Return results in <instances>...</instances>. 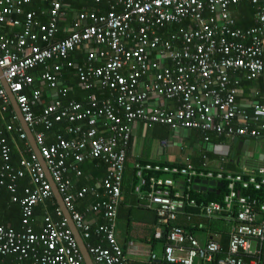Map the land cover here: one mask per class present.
<instances>
[{
	"label": "built area",
	"instance_id": "built-area-1",
	"mask_svg": "<svg viewBox=\"0 0 264 264\" xmlns=\"http://www.w3.org/2000/svg\"><path fill=\"white\" fill-rule=\"evenodd\" d=\"M49 1L46 24L28 12L23 33L15 38L0 34V109L7 111L11 102L7 85L31 130L36 126L51 130L69 122L72 139L58 135L55 143L48 144L43 131H34V138L93 263L132 264L135 255H142L146 264H264V166L241 174L203 171L189 163L137 161L134 192L139 206L156 214L154 235L148 250L132 245L124 249L116 232L135 124L196 130L206 141L210 132L231 139L264 138V104L253 100L248 112L239 100L243 79H264V0H119L120 11L113 9L104 16L79 13L72 32L61 39L57 36L65 14L63 0ZM32 3L0 0V23L21 15ZM244 3L257 9L256 25L248 29L240 28L231 15L234 6ZM11 23L20 24L17 19ZM176 25L180 28L175 33ZM78 50L86 53L84 64L70 61ZM40 68L41 81L57 95L38 113L43 91L33 88L32 72ZM70 68L84 90L106 93L102 97L93 93L88 103L64 102L71 89L61 77ZM0 125H4L1 119ZM5 129L16 130L12 124H5ZM20 137L25 140L27 134L21 131ZM0 150V193L8 182L14 194L21 179L29 176L32 182L22 199L13 198L22 206L23 230L0 225V256L13 255L17 262L31 258L34 264H87L60 208L61 220L48 213L41 230H35V208L54 197L36 153L31 160L23 158L16 170L11 148L1 136ZM87 159L110 167L101 192L97 187L74 191L70 172L81 176L77 166ZM197 180L222 183V199L194 198ZM89 196L99 201L86 207L87 214L104 220L95 231L78 208V202ZM181 219L191 225H180ZM196 219L231 224L227 249L218 231L201 242L195 231L203 224L193 223ZM154 246L161 248V255Z\"/></svg>",
	"mask_w": 264,
	"mask_h": 264
},
{
	"label": "crops",
	"instance_id": "crops-1",
	"mask_svg": "<svg viewBox=\"0 0 264 264\" xmlns=\"http://www.w3.org/2000/svg\"><path fill=\"white\" fill-rule=\"evenodd\" d=\"M35 2L36 0H34V2L27 7V9L30 10L32 7H35ZM64 3L65 14L60 22V30L58 34H62L63 37H66L72 32L74 22L77 20L79 13H81L83 10L76 12H74V10L72 11L74 12V15H71L69 14V10L72 8V4L69 0H65ZM37 5L41 6H38L36 8L37 12H34L36 14V18L39 19L41 23H47L49 21L50 10L52 8L51 2L49 0H41L39 3H37ZM252 6L255 8L254 5ZM235 8L236 6L233 7V9ZM112 9H115L117 11L121 10V4L119 0H103L101 4H97L95 0L93 7L87 11L101 14L107 13L109 10ZM256 13L257 9L255 8L253 16ZM235 14H237V12ZM20 19L21 25L19 26L12 24L2 25V23H0V34L8 38H15L17 35L23 33L25 30V20L23 17H21ZM252 19L255 20L254 17ZM40 45H42V43H40ZM78 56H80L81 59L78 58ZM73 58L76 61L82 60L79 61V63L84 64L86 62V53L84 51L78 50L74 53ZM53 64L54 62H51L50 66ZM42 69L43 68H40L39 71L34 72L36 82L33 88L42 89L44 98L46 100L49 99V101L51 102L52 98L57 95V92L51 90L49 87H47V85H45L41 81L40 76L42 74ZM75 73L72 75L71 70H64L63 72L61 80L63 83L67 84L71 90L69 92L68 97L62 100L64 102L74 100L86 103L89 98V94L86 90L81 87L78 74L77 72ZM78 85L80 89L77 87ZM260 90L264 91L263 78L257 80L256 84L253 86L250 83H245L242 86V92L239 97V100L242 106L248 112L252 111L251 102L256 98L255 94L257 92H260ZM71 91L73 93H71ZM27 93H30V90H27ZM104 93H102V96ZM167 105H170V103ZM0 106H2V101H0ZM43 106H45L43 105V103L42 106L40 105V103L38 104V113L43 110ZM0 119L4 122V125L0 126V136L1 138H4L6 140L8 146L11 148V154H13L12 166L14 165L13 167L16 170H19L21 169L20 163L23 158L31 160L32 152H34L33 147L30 141L28 140V136L25 140L21 139L20 137V132L22 131L25 133V131L23 129V124L19 119L17 111L13 106L12 102H10L7 111H3L2 109H0ZM7 123H13L16 127V130L14 132H7L4 128L5 124ZM69 126L70 124L68 121L58 123L54 126V128H57L55 132L52 131L53 129L46 130L43 126H36L33 128L32 133L34 134V131H43L47 137V143L48 141L49 143H52L55 142L57 134H62L65 138L69 139L74 138V135L68 132ZM208 136L209 141H206L204 133L196 130L181 129L174 131L166 125L157 124L152 125L151 127H147L140 123L135 124V126L133 127V134L128 148L127 171L123 183V202H121L126 206V209H128L129 207L133 208L131 215L133 221L129 227L127 226L126 222H124L122 219H119L118 217L116 228L117 239L119 243L124 247V249H127L128 247H130V245H132L138 246L142 250H148V241L149 239H151V234H153L155 230V228H153V224L155 222L154 211L140 207L138 204L137 196H135L133 192L134 185L137 182L135 180L134 173L135 162L141 161L182 165L189 163L195 168L201 169L203 171L218 172L222 170L241 174L254 173L257 171L258 167L264 166V138L254 139L237 137L231 139L223 136H218L217 134L212 132L208 133ZM88 160L93 161L91 159H87L86 161ZM85 163L86 162H84L83 165L81 164L82 166H77L78 169L81 170V174L83 173L82 170L84 169L85 174L83 177H81L82 175H77L76 172H74L73 170L70 172L74 185V191H77L79 189V184L80 182H84V179L86 180L84 182L85 186L91 181H94L95 184H98V186L96 187H99L101 189L100 184L101 180L104 178L103 176L105 172V167L103 165L95 166L93 164ZM100 172L103 174V176L98 175ZM26 177L30 179L29 176ZM204 181L205 180H201L200 184H196V186L198 185L199 188H194V190L196 191L192 193V196L194 198L198 200H209L208 197H211V195H214L216 197L221 196V189L223 188V185L219 186L218 184L222 183L210 181L215 182L216 185L208 186V189L203 190L201 188L204 187ZM223 193L224 188L222 194ZM47 203L43 205L44 209L47 208ZM86 207V204L84 206L81 204V212L87 215V219L92 218L94 219V221H98L99 224H102L104 222L101 216L87 214ZM42 217L43 216L36 217V221L34 222L35 230L39 229L40 231L43 227L44 219ZM219 222L221 221L211 223L204 219L194 220L193 223H199V225L203 224V228H199V230H196L195 235L199 238L201 242H206L208 237L211 236V231H218L220 235L221 244L224 247H227L228 232L225 233L221 231L222 229L220 228V226L217 225ZM180 223L184 226H187L188 223L191 225V222L187 223V221H185L184 219H181ZM145 236H147L146 240H143V237ZM95 243H97V241H95ZM102 245L104 247L108 246L107 242H103ZM154 250H156V252L161 255L160 247L154 246ZM134 258L135 261L132 262V264H146L145 257H143L142 255H135Z\"/></svg>",
	"mask_w": 264,
	"mask_h": 264
},
{
	"label": "trees",
	"instance_id": "trees-1",
	"mask_svg": "<svg viewBox=\"0 0 264 264\" xmlns=\"http://www.w3.org/2000/svg\"><path fill=\"white\" fill-rule=\"evenodd\" d=\"M40 1L41 0H36L35 7H32L30 10L27 9L28 6L23 7L24 13H22L21 15H13L15 17L10 16L9 19L5 21V23H2V25L12 24L11 22L12 21H15V19H17L20 22V20H21L20 18L21 17H23L24 20H25L26 13L31 12V11L32 12H35L36 11V8L38 6H41V5H37V3H39ZM64 1L65 0H63V5H65ZM69 1L72 4V8L70 10L68 9L69 10V14H71V15H74V12H76V11H81V10H83V11L86 10L87 11V10H90L93 7L94 2H95V0H69ZM33 2H34V0H33ZM96 3L97 4H101L102 2L101 3L96 2ZM62 10L63 11L65 10L64 7H63ZM72 11H74V12H72ZM109 12H111V10H109L107 13H101V15H106ZM236 12H237V14H235ZM254 12H255V8L252 5L247 4V3H244V4H240L239 6H236V8L232 10L231 15L234 18H236L237 25L240 28H242V29H248V28H252V27H254L256 25V21L252 19L254 17L253 16ZM96 14H99V13H96ZM37 20H39V19H37ZM44 24H46V23H44ZM12 25H14V24H12ZM19 25H21V24H19ZM19 25H16V26H19ZM58 27H60V23H59V26ZM25 28H26V20H25ZM179 28H180V26H178V25L174 26L173 27V32H175V33L178 32ZM64 37H63L62 34H60V35L58 34L57 39H61V38H64ZM40 43H42V45H40ZM39 45L40 46H44L45 44L40 41L39 42ZM73 55L71 56L70 61L80 64L79 61H82V60H79V61L74 60ZM78 58H80V56H78ZM68 70H71L72 71V75L76 72L74 69H71V68L68 69ZM36 71H39V69L34 70L32 72V74L34 75V72H36ZM245 83H250L253 86V85L256 84V81L243 79L241 86H243ZM77 87L79 88V85ZM71 93H73V92L71 91ZM87 93L89 94V96L92 95L93 93H98V96L101 97L102 96V93H104V90H102V89H95L93 91H87ZM260 93H261V95L258 96V97H256L254 100H257L260 103H263L264 104V91H261L260 90ZM68 95H69V93H68ZM67 97H63V98H67ZM42 103H43V105H48L50 103V101H49V99L46 100L44 98V95H43L42 101L40 102V105L41 106H42ZM86 103H88V102H86ZM37 110H38V107H37ZM7 124H12L14 126L13 123H7ZM14 128H16V127L14 126ZM52 129L51 130L53 132H55L57 130L56 127L55 128L53 127ZM58 135H60V134H57V136ZM57 136H56V138H57ZM66 139H69V138H66ZM55 141H56V139H55ZM52 143H55V142H52ZM52 143H49V141H48V144H52ZM12 160H13V154H11V164H13L12 163ZM85 162L86 163H89V164H93L95 166L103 165L105 167V169H104L105 170L104 176H103V174L101 172L98 175L99 176H103V177H105L107 175V173H108V167L106 165L102 164L101 163V160H93V161H89L88 160V161H85ZM82 172L83 173H82V176L81 177H83L84 174H85L84 169L82 170ZM82 179H84V178H82ZM135 180H136V177H135ZM85 181L86 180L84 179V182ZM84 182H82V183L80 182L79 189L77 191H79L80 189H82L84 187L98 186V184H95L94 181H91L86 186H85ZM8 184H9V182H8ZM135 185H134V188H135ZM31 186H32L31 179H28L27 177H24L23 179H21L17 183V193L16 194H13L7 187H5L1 191V193H0V225H4L6 228H13V229H15L17 231L23 230V225H22L23 210H22V206H21L20 202L14 203L13 202V197L14 196H17L19 199H22L24 197V190H25V188L31 187ZM134 188H133V192H134ZM223 188L221 189V196L220 197H216L214 195H211V197L209 196L208 199L209 200H220L222 198ZM134 194H135V192H134ZM135 196H136V194H135ZM137 200H138V198H137ZM78 203H79V207L78 208L80 210H82L81 204L84 206L86 204V201L85 202L84 201H79ZM43 205H45V204H41L37 208H35V216L36 217L37 216H43L42 218L45 219L46 218V213L47 214L49 213V215L54 220H61L62 219V217L61 216H58V213H57L58 212V209H59V206H58V203H57L55 197H53L52 200L47 203V208L44 209ZM132 211H133V208L132 207H129L128 209H126V206L123 203H121L119 205V208H118V217H119V219H122L124 222H126L127 226H129V227H130V225H131V223L133 221V219L131 217ZM87 220L88 221L91 220L93 222L92 231H95V229L97 228L98 225H102L104 223L103 222L102 224H99L98 221H94V219H92V218L91 219L88 218ZM156 224H157V217H156V214H155V222L153 224V226H154L153 228H155ZM179 224L182 225L180 222H179ZM188 225H189V223H188ZM36 231H39V229H37ZM151 235H152L151 238H153L154 233L151 234ZM146 237L147 236L143 237V240H146ZM93 240H96V238L93 237ZM227 247H224V249H227ZM15 260H16V257L13 256V255H10V256H7V257L0 256V264H34L33 263V260L31 258H28V259H26V260H24L22 262H17ZM153 264H158V262H155Z\"/></svg>",
	"mask_w": 264,
	"mask_h": 264
},
{
	"label": "water",
	"instance_id": "water-1",
	"mask_svg": "<svg viewBox=\"0 0 264 264\" xmlns=\"http://www.w3.org/2000/svg\"><path fill=\"white\" fill-rule=\"evenodd\" d=\"M1 71V69H0ZM1 75V73H0ZM5 88L7 89L8 91V94H9V97H10V100L13 104V106L15 107L16 111H17V114H18V117L19 119L21 120L22 124H23V129L25 131V133L27 134L28 136V140L30 141L32 147H33V151L36 153V155L38 156V160L39 162L42 164V166L45 168L46 172H47V176H48V179L51 181L52 185H53V193H54V197L58 203V206L59 208L62 210L63 214H64V217L68 223V227L69 229L72 231L76 241L78 242V246L82 252V255L84 256V259H85V262L87 264H94L93 263V260H92V257L91 255L89 254L88 250H87V247H86V244L81 236V233L80 231L76 228L75 226V223L73 222L72 220V217H71V214L69 213L66 205L64 204V201H63V197L62 195L60 194V192L58 191L56 185L54 184L53 182V179L51 177V174L49 173V170L48 168L46 167V164H45V160L41 157L40 155V152L38 150V147L36 145V142H35V138H34V134L32 133V130L31 128L28 126L27 123H25L24 119H23V116H22V113L20 112V109H19V106L13 96V94H11V92L8 90V87L7 85H5ZM196 184H200V181L197 180L196 181ZM204 184V187L201 188L203 190L205 189H208V186H215L216 183L215 182H207V181H204L203 182ZM219 186H222L223 184H218ZM198 185L195 187L198 189Z\"/></svg>",
	"mask_w": 264,
	"mask_h": 264
},
{
	"label": "bare ground",
	"instance_id": "bare-ground-1",
	"mask_svg": "<svg viewBox=\"0 0 264 264\" xmlns=\"http://www.w3.org/2000/svg\"><path fill=\"white\" fill-rule=\"evenodd\" d=\"M113 10V9H112ZM111 10V11H112ZM97 15H99V16H104V15H101V14H97ZM2 35V34H1ZM101 163L102 164H104V165H106L107 167H108V173H107V175H106V177L108 176V174H109V169H110V167H109V165H107L106 163H104L103 161H101ZM106 177H104L102 180H101V189L99 188V187H97V189H98V191H100L101 192V190H102V182H103V180L106 178ZM7 185L5 186V187H7L8 188V183H6ZM4 187V188H5ZM91 187H96V186H91ZM3 188V189H4ZM17 193V192H16ZM15 193V194H16ZM14 194V193H13ZM14 198V197H13ZM86 201V205L88 206V205H94V204H96L99 200L98 199H96L94 196H89V197H87V199L85 200ZM14 202V201H13ZM14 203H18V202H14ZM34 214H35V210H34Z\"/></svg>",
	"mask_w": 264,
	"mask_h": 264
},
{
	"label": "rangeland",
	"instance_id": "rangeland-1",
	"mask_svg": "<svg viewBox=\"0 0 264 264\" xmlns=\"http://www.w3.org/2000/svg\"><path fill=\"white\" fill-rule=\"evenodd\" d=\"M217 225L220 226V228L222 229L221 231H223L225 233L230 231L231 225L229 223H227L226 221H221Z\"/></svg>",
	"mask_w": 264,
	"mask_h": 264
},
{
	"label": "clouds",
	"instance_id": "clouds-1",
	"mask_svg": "<svg viewBox=\"0 0 264 264\" xmlns=\"http://www.w3.org/2000/svg\"><path fill=\"white\" fill-rule=\"evenodd\" d=\"M223 194H224V193H223ZM223 194H222V196H223ZM221 199H222V198H221ZM221 199H220V200H221Z\"/></svg>",
	"mask_w": 264,
	"mask_h": 264
}]
</instances>
